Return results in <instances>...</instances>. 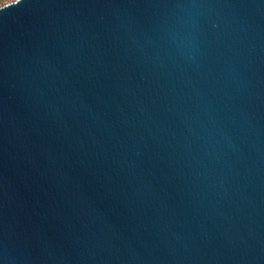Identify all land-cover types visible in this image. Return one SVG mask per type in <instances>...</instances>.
Returning <instances> with one entry per match:
<instances>
[{"label":"water","instance_id":"water-1","mask_svg":"<svg viewBox=\"0 0 264 264\" xmlns=\"http://www.w3.org/2000/svg\"><path fill=\"white\" fill-rule=\"evenodd\" d=\"M0 264H264V0L1 4Z\"/></svg>","mask_w":264,"mask_h":264},{"label":"rangeland","instance_id":"rangeland-1","mask_svg":"<svg viewBox=\"0 0 264 264\" xmlns=\"http://www.w3.org/2000/svg\"><path fill=\"white\" fill-rule=\"evenodd\" d=\"M8 1H10V0H0V5L5 3V2H8Z\"/></svg>","mask_w":264,"mask_h":264},{"label":"snow or ice","instance_id":"snow-or-ice-1","mask_svg":"<svg viewBox=\"0 0 264 264\" xmlns=\"http://www.w3.org/2000/svg\"><path fill=\"white\" fill-rule=\"evenodd\" d=\"M16 2V0H10V3H15Z\"/></svg>","mask_w":264,"mask_h":264},{"label":"clouds","instance_id":"clouds-1","mask_svg":"<svg viewBox=\"0 0 264 264\" xmlns=\"http://www.w3.org/2000/svg\"><path fill=\"white\" fill-rule=\"evenodd\" d=\"M17 2H19V0H17Z\"/></svg>","mask_w":264,"mask_h":264}]
</instances>
